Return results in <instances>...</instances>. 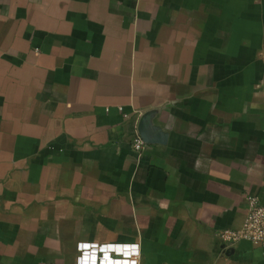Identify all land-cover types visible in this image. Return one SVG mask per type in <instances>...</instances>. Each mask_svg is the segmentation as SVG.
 <instances>
[{
	"label": "crops",
	"instance_id": "crops-1",
	"mask_svg": "<svg viewBox=\"0 0 264 264\" xmlns=\"http://www.w3.org/2000/svg\"><path fill=\"white\" fill-rule=\"evenodd\" d=\"M249 196L264 0H0V264H264Z\"/></svg>",
	"mask_w": 264,
	"mask_h": 264
},
{
	"label": "built area",
	"instance_id": "built-area-1",
	"mask_svg": "<svg viewBox=\"0 0 264 264\" xmlns=\"http://www.w3.org/2000/svg\"><path fill=\"white\" fill-rule=\"evenodd\" d=\"M144 147L145 142L140 137L135 138L131 145L136 152ZM247 199L248 210L242 225L236 229H224L219 232V237L227 244L246 240L264 245V205L256 196H249ZM139 254V245L136 243H103L99 246L97 264H113V260L138 264Z\"/></svg>",
	"mask_w": 264,
	"mask_h": 264
}]
</instances>
